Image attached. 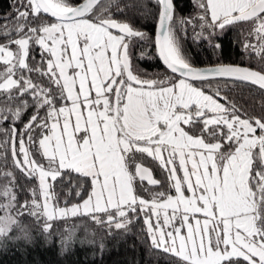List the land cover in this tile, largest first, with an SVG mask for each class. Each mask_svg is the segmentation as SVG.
Masks as SVG:
<instances>
[{"label":"snow or ice","instance_id":"1","mask_svg":"<svg viewBox=\"0 0 264 264\" xmlns=\"http://www.w3.org/2000/svg\"><path fill=\"white\" fill-rule=\"evenodd\" d=\"M153 2L154 12L146 0H10L12 12L0 14V240L14 229L31 239L24 215L49 243L61 220L87 218L112 235L143 216L150 247L174 264H264V116H248L223 91L256 86L264 96V0H191L188 16L175 0ZM112 8L156 21L162 78L134 70L132 46L150 38ZM189 27L214 55L240 27L242 56L257 69L195 67ZM57 183L67 188L63 206ZM77 230L61 233L62 253Z\"/></svg>","mask_w":264,"mask_h":264},{"label":"trees","instance_id":"2","mask_svg":"<svg viewBox=\"0 0 264 264\" xmlns=\"http://www.w3.org/2000/svg\"><path fill=\"white\" fill-rule=\"evenodd\" d=\"M77 0H73L76 2ZM138 0H120L121 6L124 4H135ZM149 11H156V5L153 0H146ZM176 11L178 15L188 16L194 14V7L191 0H175ZM115 14L117 20H128L136 28L144 31L150 39L137 41L132 46L133 67L134 70L144 78L163 77L165 67L158 60L152 42V31L154 19L151 15H142L136 8H129L125 14L116 12L115 8L111 10ZM10 0H0V14L11 13ZM240 27L230 28L219 38L222 44V50L213 54V50L208 47L206 42L196 44L192 39V29L189 27L188 36L184 39V49L191 57L192 63H207L217 61H231L244 63L253 67H258L255 60L249 62L241 53V36ZM141 52L149 53V58H140ZM39 60L38 49L33 53ZM215 85H213V88ZM221 87H223L221 85ZM208 91V89H205ZM229 99L234 100L238 107L242 109L248 116L259 118L264 116V96L260 94V90L256 86H239L223 88ZM223 102V101H221ZM43 114V113H42ZM28 115L24 117L27 121ZM22 127V125H18ZM4 127H8L7 124ZM10 161V156H9ZM150 166L154 175L159 180H165L162 170L154 163L151 158L145 162ZM10 166V164H9ZM23 183V181H21ZM33 181L25 185V190L19 193V202L23 203L25 199L30 198L28 192L34 186ZM147 183L145 182V185ZM144 186L137 182V192L141 196L147 197V193L143 190ZM89 188L82 194L83 197L89 191ZM160 191L167 190V184ZM55 191L59 196L60 203L64 204L67 188L57 183ZM74 195L69 199L78 201ZM22 226L27 230L31 237L29 240L22 238L19 229H14L11 233V239L5 238L0 240V264H174L172 258L163 254L158 250L150 247L146 233L144 232L143 216L129 227L127 234L122 230H113L112 235L98 227L96 224L87 220V218H70L67 221L61 220L54 225L50 243L41 233V227L33 218L28 215L20 217ZM78 229L75 234V243L69 245L67 253H62L60 246L61 233H65V229ZM21 237L20 239H16ZM95 240L96 245L91 246L89 241ZM103 240L105 248L103 255L99 252V244ZM83 242V243H82Z\"/></svg>","mask_w":264,"mask_h":264},{"label":"water","instance_id":"3","mask_svg":"<svg viewBox=\"0 0 264 264\" xmlns=\"http://www.w3.org/2000/svg\"><path fill=\"white\" fill-rule=\"evenodd\" d=\"M82 0H77L76 2L74 3H81ZM155 36H156V21H154V25H153V31H152V42H153V47H154V51H155V54H156V49H155V46H154V40H155ZM157 56V55H156ZM158 58V56H157ZM159 60V58H158ZM160 61V60H159ZM161 62V61H160ZM161 64L163 65V63L161 62ZM218 64H225V65H240V66H243V67H252L253 69H257L256 67H253V66H250V65H247V64H244V63H238V62H231V61H217V62H207V63H193V65L197 68H207V67H213V66H216ZM164 66V65H163ZM145 166L146 167H149L150 166L148 164L145 163ZM151 170V168H150ZM152 171V170H151ZM154 176V175H153ZM154 178H156L157 180H159L157 177L154 176ZM146 182V181H145ZM147 183V182H146Z\"/></svg>","mask_w":264,"mask_h":264},{"label":"rangeland","instance_id":"4","mask_svg":"<svg viewBox=\"0 0 264 264\" xmlns=\"http://www.w3.org/2000/svg\"><path fill=\"white\" fill-rule=\"evenodd\" d=\"M181 175H182V173H181ZM89 191H90V189H89ZM173 194H174V190H173ZM87 195H88V192H87V194L83 197V198H87ZM190 195V194H189ZM80 202V200H78V201H72V202H70V204L71 203H79ZM64 204H61V206H63Z\"/></svg>","mask_w":264,"mask_h":264},{"label":"flooded vegetation","instance_id":"5","mask_svg":"<svg viewBox=\"0 0 264 264\" xmlns=\"http://www.w3.org/2000/svg\"><path fill=\"white\" fill-rule=\"evenodd\" d=\"M152 170V169H151ZM153 173V172H152ZM154 175V174H153ZM155 177H157L156 175H154ZM158 178V177H157Z\"/></svg>","mask_w":264,"mask_h":264}]
</instances>
